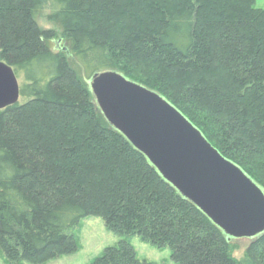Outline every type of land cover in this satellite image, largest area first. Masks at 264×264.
<instances>
[{
    "label": "trees",
    "instance_id": "obj_1",
    "mask_svg": "<svg viewBox=\"0 0 264 264\" xmlns=\"http://www.w3.org/2000/svg\"><path fill=\"white\" fill-rule=\"evenodd\" d=\"M44 1L0 0V61L19 83L18 103L0 111L4 260L72 255L73 230L99 218L120 241L88 264H154L138 259L134 237L168 248L174 264H264V234L234 258L223 232L109 125L86 83L114 71L155 92L264 192L258 0H49L55 29L37 23Z\"/></svg>",
    "mask_w": 264,
    "mask_h": 264
},
{
    "label": "water",
    "instance_id": "obj_2",
    "mask_svg": "<svg viewBox=\"0 0 264 264\" xmlns=\"http://www.w3.org/2000/svg\"><path fill=\"white\" fill-rule=\"evenodd\" d=\"M86 83L109 125L228 241L264 234V192L170 103L114 71ZM18 101V80L0 61V111Z\"/></svg>",
    "mask_w": 264,
    "mask_h": 264
},
{
    "label": "rangeland",
    "instance_id": "obj_3",
    "mask_svg": "<svg viewBox=\"0 0 264 264\" xmlns=\"http://www.w3.org/2000/svg\"><path fill=\"white\" fill-rule=\"evenodd\" d=\"M256 7L264 8V0H258ZM50 11V1L45 0L37 19L38 25L43 29H55L53 25L47 22V16ZM66 46L67 45L64 42H60L59 39H56L51 43V47L56 50L66 49ZM66 55L70 65L77 68L80 71L81 76L86 80L83 72L75 63L73 55L69 51H66ZM87 81L88 80H86V82ZM73 235L77 241L78 248L76 253L59 257L44 264H88L94 259L100 257L107 247L114 246L120 241V238L114 236L106 230L104 222L99 218H86L80 221L78 226L73 230ZM251 241L252 239L231 240L230 243L234 247L233 257L238 260L241 259ZM129 242L133 246L138 259L141 261L146 260L154 264H174L170 260L171 252L168 248L158 249L148 243L142 242L136 237L129 239ZM0 264H9L4 260V256L1 251Z\"/></svg>",
    "mask_w": 264,
    "mask_h": 264
},
{
    "label": "clouds",
    "instance_id": "obj_4",
    "mask_svg": "<svg viewBox=\"0 0 264 264\" xmlns=\"http://www.w3.org/2000/svg\"><path fill=\"white\" fill-rule=\"evenodd\" d=\"M41 26H44V25H41Z\"/></svg>",
    "mask_w": 264,
    "mask_h": 264
}]
</instances>
